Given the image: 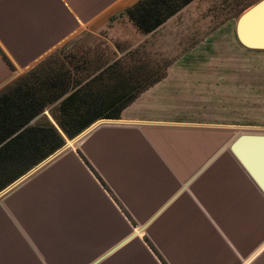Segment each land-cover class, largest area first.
<instances>
[{
    "label": "crops",
    "instance_id": "1",
    "mask_svg": "<svg viewBox=\"0 0 264 264\" xmlns=\"http://www.w3.org/2000/svg\"><path fill=\"white\" fill-rule=\"evenodd\" d=\"M136 1L0 0V90ZM164 75L0 197V264H264L263 193L224 128L168 119Z\"/></svg>",
    "mask_w": 264,
    "mask_h": 264
},
{
    "label": "rangeland",
    "instance_id": "2",
    "mask_svg": "<svg viewBox=\"0 0 264 264\" xmlns=\"http://www.w3.org/2000/svg\"><path fill=\"white\" fill-rule=\"evenodd\" d=\"M249 1L192 0L155 31L152 40L138 33L125 12L127 7H118L93 31L59 46L0 93L22 79L38 77V68L68 69L73 79L81 78L84 84L107 65L131 57L156 73L164 71L172 83L153 87L160 92L155 97L171 91L164 96L174 115L168 119L242 126L220 131L222 156H232L228 144L236 134L264 133V50L242 46L235 34L237 12ZM123 62L129 68L135 65L125 58ZM123 66L120 69L126 71ZM59 100L42 114L54 120L50 109Z\"/></svg>",
    "mask_w": 264,
    "mask_h": 264
},
{
    "label": "trees",
    "instance_id": "3",
    "mask_svg": "<svg viewBox=\"0 0 264 264\" xmlns=\"http://www.w3.org/2000/svg\"><path fill=\"white\" fill-rule=\"evenodd\" d=\"M191 1L137 0L125 12L133 25L145 34ZM256 1L247 2L237 15ZM124 58L135 65L132 68L123 66ZM121 64L126 71L120 69ZM143 64L125 56L107 65L84 84H80L81 78L73 79L68 69L38 68V77L22 79L1 92L0 190L60 147L64 136L72 138L97 118H118L140 92L164 74L162 70L156 73L157 70L143 67ZM58 100L50 111L64 136L42 114Z\"/></svg>",
    "mask_w": 264,
    "mask_h": 264
},
{
    "label": "water",
    "instance_id": "4",
    "mask_svg": "<svg viewBox=\"0 0 264 264\" xmlns=\"http://www.w3.org/2000/svg\"><path fill=\"white\" fill-rule=\"evenodd\" d=\"M235 34L239 43L249 49H261L264 50V0H258L254 4L244 9L236 19L235 22ZM52 123L57 127L59 132L63 134L56 122L52 120ZM34 121V120H33ZM32 121V122H33ZM122 119L111 117H100L92 121L79 133L72 138L64 136V143L50 153L47 157L42 159L36 165L31 167L25 173L18 178L10 182L3 189L0 190V197H3L8 191L13 189L15 184L26 176H30L38 169L46 165L52 159L63 153L64 151L71 149L70 142L79 140L86 136L94 128L109 123H120ZM170 124H182V123H170ZM188 124V123H183ZM191 125H194L191 123ZM201 126L217 127V128H231L241 129L239 125H217V124H198ZM229 150L231 154L237 159L243 169L252 178L256 186L264 195V133L259 132H239L229 142ZM2 195V196H1Z\"/></svg>",
    "mask_w": 264,
    "mask_h": 264
},
{
    "label": "bare ground",
    "instance_id": "5",
    "mask_svg": "<svg viewBox=\"0 0 264 264\" xmlns=\"http://www.w3.org/2000/svg\"><path fill=\"white\" fill-rule=\"evenodd\" d=\"M76 141V140H75Z\"/></svg>",
    "mask_w": 264,
    "mask_h": 264
}]
</instances>
